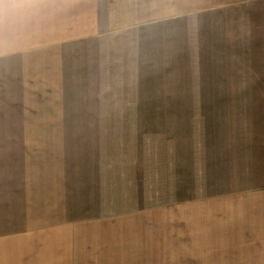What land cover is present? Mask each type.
I'll use <instances>...</instances> for the list:
<instances>
[{"label":"crops","instance_id":"crops-1","mask_svg":"<svg viewBox=\"0 0 264 264\" xmlns=\"http://www.w3.org/2000/svg\"><path fill=\"white\" fill-rule=\"evenodd\" d=\"M228 9L248 32L259 16L264 25V0H0V264H264V114L256 106L240 112L237 127H216L214 143L193 146L198 179L220 187L127 208L117 186L112 202V166L126 169L111 159L112 69L143 71L139 62L160 47L150 40L174 48L158 24ZM229 84L262 88L264 101V79ZM114 176L120 185L121 172Z\"/></svg>","mask_w":264,"mask_h":264},{"label":"rangeland","instance_id":"rangeland-1","mask_svg":"<svg viewBox=\"0 0 264 264\" xmlns=\"http://www.w3.org/2000/svg\"><path fill=\"white\" fill-rule=\"evenodd\" d=\"M228 11V15L208 12L179 24H158V33L177 39L174 48L170 49L172 43L166 40H150L147 43L160 47L139 62L143 71L112 69L111 159L126 162V169L112 166V202L119 197L117 186L127 208L207 194L220 187L210 176L198 179L199 169L193 168V146L197 150L195 143L200 139L204 144L214 143L211 133L216 127H231L233 122L236 127L240 125V112L247 108L256 106L264 114L262 88L254 87L255 93H251L248 88L229 84L264 79L262 16L253 25L255 30L248 32L246 24L230 22L232 14ZM216 16H223V22L215 25ZM241 19L247 21V12ZM154 25L144 26V30L150 31ZM238 26L237 35L227 36L230 27ZM215 30L217 41L213 39ZM157 31L155 27L153 32ZM257 35L261 41H256ZM231 47L238 55L230 54L234 51ZM216 50L222 52L219 65ZM237 96L252 97L253 103L233 99ZM209 166L201 168L203 174L212 173ZM118 170L122 179L115 185Z\"/></svg>","mask_w":264,"mask_h":264}]
</instances>
